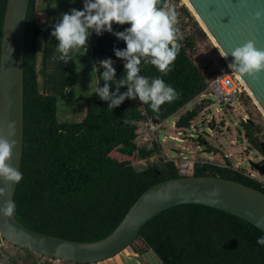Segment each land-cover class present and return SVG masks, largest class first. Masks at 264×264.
Masks as SVG:
<instances>
[{
    "label": "trees",
    "instance_id": "trees-1",
    "mask_svg": "<svg viewBox=\"0 0 264 264\" xmlns=\"http://www.w3.org/2000/svg\"><path fill=\"white\" fill-rule=\"evenodd\" d=\"M6 2L0 0V43ZM41 16L46 19L39 21ZM54 18V12H39L35 0L30 1L24 60L22 179L17 185L14 213L33 231L92 242L112 233L147 189L180 177L176 164L163 158L160 165L152 164L141 170L133 166V157L150 158L160 151L155 146L148 149L138 144L139 125L147 117L163 123L201 94L206 82L190 57L189 49L193 53L195 46L190 36H186L179 40L181 48L166 74L141 62L143 75L161 76L178 93L174 100L161 104L158 112H153L138 98L137 103L125 98L120 105L108 109V101L90 94L81 97L86 105L83 120L62 121L58 116L59 102L76 85L78 71L74 54L67 64L50 60L51 56H59L55 50L57 42L51 36ZM127 26L112 24L114 31ZM199 34L205 37L200 29ZM40 37L43 40L41 57ZM84 48H91L95 60L111 58L115 79L122 78L123 60L114 55L113 48L123 47L115 35L104 31L97 36L93 32L81 49ZM101 71L103 68L98 65V86L104 83L98 79ZM210 74L215 76L213 72ZM40 77L44 79L42 86ZM114 88L116 85L109 82V91ZM126 88L127 85L119 86L117 94ZM194 114L188 113L190 120ZM244 124L249 142L260 150L251 124ZM202 143L206 142L202 140ZM115 151L128 160L113 157L111 154ZM195 175L219 176L264 193V183L233 168L229 160L224 166L197 164ZM262 234L254 225L222 210L185 204L151 219L140 231L138 240L163 264H264V246L256 244V238Z\"/></svg>",
    "mask_w": 264,
    "mask_h": 264
},
{
    "label": "water",
    "instance_id": "water-1",
    "mask_svg": "<svg viewBox=\"0 0 264 264\" xmlns=\"http://www.w3.org/2000/svg\"><path fill=\"white\" fill-rule=\"evenodd\" d=\"M31 0H7L0 43V137L15 141L11 166L21 171L24 150V60L27 15ZM197 16L229 62L230 52L252 40L264 50V0H188ZM123 31V29L119 30ZM122 47H125L121 40ZM138 75H143L141 69ZM264 112V71L258 79L239 76ZM200 110H191L199 113ZM155 124L158 122L153 120ZM251 123V122H250ZM252 124V123H251ZM175 128L190 127L188 114L181 115ZM264 153V144L260 143ZM250 166L264 176V160L249 159ZM17 183L0 179V206L15 200ZM199 204L237 216L264 230V193L243 183L219 176H180L147 189L132 205L120 224L103 239L78 242L33 231L13 212L0 214V237L8 244L43 257L67 263L97 264L108 260L138 240L142 228L158 214L176 206ZM264 232V231H263Z\"/></svg>",
    "mask_w": 264,
    "mask_h": 264
},
{
    "label": "clouds",
    "instance_id": "clouds-1",
    "mask_svg": "<svg viewBox=\"0 0 264 264\" xmlns=\"http://www.w3.org/2000/svg\"><path fill=\"white\" fill-rule=\"evenodd\" d=\"M53 2L56 5L55 0ZM69 3H75V0H69ZM262 15L264 9L254 13L256 19ZM113 23L128 26L123 31H114ZM176 23L177 12L166 0H82L81 8L62 12L58 21L53 22L51 36L55 37V50L59 56H51L50 60L67 64L73 54L86 46L91 33L99 36L104 31L110 32L125 44L123 48H113L114 55L123 60L124 75L116 80L111 58L100 60L103 71L98 79L104 83L95 85L93 91L101 100L108 101V109L120 105L125 98L136 97L153 112H158L161 104L174 100L178 93L161 76L149 78L138 72L142 61L155 66L161 74L170 70L181 48ZM230 55L232 60L227 67L238 76L247 75L256 80L264 71V50L256 48L252 40L232 49ZM80 67L76 64L75 70L79 71ZM109 82L116 85L111 92ZM121 85H127L126 91L117 94ZM14 143L0 137V179L17 183L22 179V173L7 162ZM15 207L14 201L7 200L0 206V214L10 216ZM256 244L264 246V234L256 238Z\"/></svg>",
    "mask_w": 264,
    "mask_h": 264
},
{
    "label": "rangeland",
    "instance_id": "rangeland-1",
    "mask_svg": "<svg viewBox=\"0 0 264 264\" xmlns=\"http://www.w3.org/2000/svg\"><path fill=\"white\" fill-rule=\"evenodd\" d=\"M175 4L178 7L176 11V26L178 28V23H182V25L185 27L184 30H186L185 36H190L195 46V51L193 53L189 49V53H191L190 57L193 59V61L198 65L201 71L202 69H205L209 74L213 72L216 75L218 73H221L222 70H225V72L228 73L230 69L227 67V62L221 56L220 52L216 50L209 36L205 31H203L202 27H200L199 22L196 20L192 12L188 9V7L182 0H175ZM184 8H186L187 11H184ZM199 29L205 32V37L200 36ZM39 44L41 50L43 48L42 37L39 38ZM39 81L42 86L44 79L40 77ZM82 89L83 86L74 88L73 93L76 92L75 94H77V100L81 94L79 90ZM90 94H93V91ZM132 100L137 103L136 97H133ZM213 102H215V99L211 101V104H207V101L205 99L203 100V96H201L200 94L196 96L191 102H189L185 107L179 110L177 114L170 116L161 125H157L154 127L155 136H158L160 142H163L164 139L166 140V142L160 145H154L155 147H157V150L159 149L160 151L159 153H156L154 157H152V164L160 165L162 158L163 160H165V158H168L167 154L171 155L170 158H177L179 161L183 153L185 156H188L190 160H195V162L197 163L201 162L202 160L207 163L215 164L213 161L211 162V160L205 159V157H201L203 156L202 153L207 151V148H211L214 152L213 154L219 156L216 160L222 162L220 164H222L223 166L226 165V161L229 160L233 168L264 183V176L260 175L256 170H254L249 163V159H252L255 162L264 160V153L261 150L256 149L249 142L246 135L247 129L244 124L251 122V132L253 133V136L258 139L257 141L259 143L264 144V115L255 105L250 95L244 99L243 110L239 111L240 115H238V113L234 115L230 112L220 111L218 108L221 107V105L218 103H215L213 105ZM201 108H203V110L197 114L195 113L193 116V127L190 126L187 129L174 127L173 122L177 119L178 115L180 116L188 114L193 109L197 111ZM244 117L245 120L242 119ZM77 119L78 117L75 120ZM73 120L74 118L67 121L71 122ZM139 127L140 135H143L145 132H147L149 133V136H152L151 133L153 131L151 132L150 129H146L141 122ZM210 131L212 133H210ZM179 132H181V134H179ZM192 135L193 137H191ZM155 136H152V138H155ZM137 140H141V138H139V135ZM178 140H184L185 142L182 143ZM202 140H206L209 144L217 147L208 145L205 146V144L202 143ZM198 144L202 145V148L199 149L200 151H198L196 148ZM220 144H222L223 146ZM182 145L184 146L181 147ZM187 146L192 147V149H188ZM226 154H230V157H226ZM111 155L119 160L127 159L124 156L118 154V152L116 151ZM138 161L139 159L137 157H133L131 162L133 164L135 163L136 168L140 170L141 167L137 164ZM6 255L7 256L5 258V261H7L8 256H12L14 258L15 264H28L25 263L24 260H22V258L17 254L6 253ZM39 259L40 264H44V261L41 260H46L45 262H48L49 264H66V262L58 261L55 259L49 261L48 259H44V257L41 256L39 257Z\"/></svg>",
    "mask_w": 264,
    "mask_h": 264
},
{
    "label": "crops",
    "instance_id": "crops-1",
    "mask_svg": "<svg viewBox=\"0 0 264 264\" xmlns=\"http://www.w3.org/2000/svg\"><path fill=\"white\" fill-rule=\"evenodd\" d=\"M55 2H56V5L53 2V0H35V5L39 12H54L55 14L54 21H58L60 13L67 12L73 7L77 9L82 7V0H75V3H69V0H55ZM45 19H46L45 17L41 16L39 18V21H44ZM86 42H89V36L87 37ZM39 53L41 57L42 49L40 50V44H39ZM74 55L77 61V65L79 64L81 65L80 70L78 71L77 83L73 87L69 88L66 91L65 96L60 100L58 116H59V119H61L62 121H67L70 119L72 120V118H74L72 122H78V121L83 120V118L86 115V105L81 99V97L87 94H90L94 90L95 85L98 86L96 70H97V66L100 65L99 64L100 59L98 60L94 59L91 48L79 49L78 52L75 53ZM78 86H83V89L79 90L81 94L77 100L76 99L77 94H75L76 92L73 93V91H74V88L75 87L78 88ZM93 94H96V93L93 91ZM81 115H82V118H81ZM180 116L178 115L177 119ZM77 117L78 119L75 120ZM178 141L182 143L185 142L184 140H178ZM203 141L206 142L205 146L207 145L214 146L212 144H209L206 140H203ZM164 142H166L165 139L163 140V142H161V144H163ZM183 146L184 145H182L181 147ZM187 147L188 149H192V147H189V146ZM198 147L202 148V145L198 144L196 146L197 150L199 151ZM214 147H217V146H214ZM213 153L214 152L212 150L209 151L207 148V151L202 153L203 156L201 157H205V159L211 160V162L213 161L216 165H222L220 164L222 162H219L216 160L219 156ZM182 155H184V153ZM167 156L168 158H170L171 155L167 154ZM226 157H230V154H226ZM20 249L16 246L8 244L6 241L1 239L0 237V264H15L14 258L12 256H8L7 261H5L6 260L5 258L7 256L6 253L17 254L19 257L22 258V260H24L25 263H28V264H40L39 257L41 255L36 254V253H31L26 250H20ZM44 259H48L49 261L54 260V259L47 258V257H44ZM41 261H44L43 262L44 264H49L48 262H45L46 260H41ZM97 264H163V263L151 249L147 248L144 243L137 240L130 247L126 248L125 250H123L122 252L114 256L113 258L102 261Z\"/></svg>",
    "mask_w": 264,
    "mask_h": 264
},
{
    "label": "built area",
    "instance_id": "built-area-1",
    "mask_svg": "<svg viewBox=\"0 0 264 264\" xmlns=\"http://www.w3.org/2000/svg\"><path fill=\"white\" fill-rule=\"evenodd\" d=\"M166 2L174 6L175 10L177 11L178 7L175 4V0H166ZM183 27L184 26L182 25L181 22L178 23V30H179V34L182 40H184V38L186 37L185 36L186 30H184L185 27L184 28ZM200 72L202 73L203 78L206 82V88L201 93V96H203V100L205 99L207 101V104H211V101L215 99V102H213V105L215 103L220 104L221 107L218 108L220 111L230 112L231 114H234V115L238 113V115H240L239 111L243 110L244 99L247 98V96H249V93L245 85L243 84V82L240 80V78L235 73H233L232 70H230L228 73L225 72V70H222L221 73H218L215 76H211L205 69H202V71L200 70ZM142 113L145 114V112H142ZM242 119L245 120V117ZM176 121L177 119L173 122V125L176 123ZM192 122L193 120H190L191 127H193ZM141 123L146 129H150L151 132L153 131L151 133L153 137L155 136L154 127L157 125H161V123L155 124L153 122V119L150 117H147ZM179 134H181V132H179ZM152 136L151 135L149 136V133L147 132H145L143 135L139 134V138H141V140H137L138 144L141 146H147L148 149L153 148L154 143H157L158 145H160L161 142L158 136L157 137L155 136V138H152ZM191 137H193V135ZM198 148L201 149L200 147ZM152 157H154V155ZM152 157L143 158V159L138 158L139 161L137 162V164L142 169L146 168L152 165L153 163ZM164 161L174 162L177 166L179 176H194L195 171H196V165L197 164L202 165V164L207 163L204 161L197 163L195 162V160L192 161L185 155H182L179 161L178 159L173 158V157L165 158ZM135 165L136 164L134 163L133 166Z\"/></svg>",
    "mask_w": 264,
    "mask_h": 264
},
{
    "label": "bare ground",
    "instance_id": "bare-ground-1",
    "mask_svg": "<svg viewBox=\"0 0 264 264\" xmlns=\"http://www.w3.org/2000/svg\"><path fill=\"white\" fill-rule=\"evenodd\" d=\"M184 2V4L188 7V9L192 12V14L195 16L196 20L199 22L200 27H202L203 31H205L207 33V35L209 36L210 40L212 41L213 45L215 46L216 50H218L221 54V56L224 58V60L229 63V61L227 60V58L224 56V54L222 53L221 49L219 48V46L216 44V42L214 41V39L212 38V36L210 35V33L207 31V29L205 28V26L203 25V23L201 22V20L199 19V17L197 16L196 12L194 11V9L192 8L191 4L189 3L188 0H182ZM237 75V74H236ZM238 76V75H237ZM239 77V76H238ZM241 80V79H240ZM242 81V80H241ZM244 84V83H243ZM246 87V86H245ZM247 89V88H246ZM248 91V89H247ZM250 97L253 99L255 105L259 108V110L261 111V113L264 115V112L261 110L260 106L257 104V102L255 101V99L253 98V96L250 94V92L248 91Z\"/></svg>",
    "mask_w": 264,
    "mask_h": 264
}]
</instances>
